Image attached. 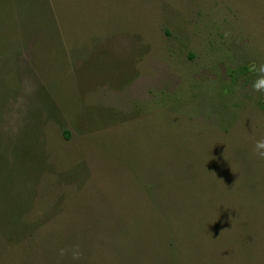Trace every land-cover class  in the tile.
Wrapping results in <instances>:
<instances>
[{
    "label": "rangeland",
    "instance_id": "1",
    "mask_svg": "<svg viewBox=\"0 0 264 264\" xmlns=\"http://www.w3.org/2000/svg\"><path fill=\"white\" fill-rule=\"evenodd\" d=\"M260 79L264 0H0V264H264Z\"/></svg>",
    "mask_w": 264,
    "mask_h": 264
},
{
    "label": "trees",
    "instance_id": "2",
    "mask_svg": "<svg viewBox=\"0 0 264 264\" xmlns=\"http://www.w3.org/2000/svg\"><path fill=\"white\" fill-rule=\"evenodd\" d=\"M249 71V68L247 66H242L241 68H239L237 71L235 70L234 72L231 73L232 79L234 80L233 82L235 83V77L234 75L237 74H246ZM234 74V75H233Z\"/></svg>",
    "mask_w": 264,
    "mask_h": 264
},
{
    "label": "clouds",
    "instance_id": "3",
    "mask_svg": "<svg viewBox=\"0 0 264 264\" xmlns=\"http://www.w3.org/2000/svg\"><path fill=\"white\" fill-rule=\"evenodd\" d=\"M255 88L260 89L264 87V79H260L257 83L253 85ZM258 147H264V141L258 142Z\"/></svg>",
    "mask_w": 264,
    "mask_h": 264
}]
</instances>
